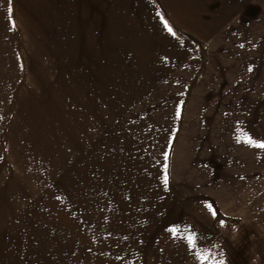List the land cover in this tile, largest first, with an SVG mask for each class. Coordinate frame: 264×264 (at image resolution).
Segmentation results:
<instances>
[{"label": "rangeland", "instance_id": "1", "mask_svg": "<svg viewBox=\"0 0 264 264\" xmlns=\"http://www.w3.org/2000/svg\"><path fill=\"white\" fill-rule=\"evenodd\" d=\"M259 45L264 0H0V264H179L196 84Z\"/></svg>", "mask_w": 264, "mask_h": 264}, {"label": "crops", "instance_id": "2", "mask_svg": "<svg viewBox=\"0 0 264 264\" xmlns=\"http://www.w3.org/2000/svg\"><path fill=\"white\" fill-rule=\"evenodd\" d=\"M246 55L238 51L231 59L243 57L241 71H206L205 83L196 84L198 103L184 131L186 192L178 205L184 214L173 210L172 201L163 209L173 217L176 212L167 233L169 242L183 241L186 251L177 252L179 264H202L196 253L208 254L203 264L221 258L230 264L231 253L236 264H264V150L244 142L264 141V45L253 46ZM244 103L249 110L240 107ZM155 160L153 167L159 170L176 166ZM189 235L196 237L194 250L182 239Z\"/></svg>", "mask_w": 264, "mask_h": 264}, {"label": "snow or ice", "instance_id": "3", "mask_svg": "<svg viewBox=\"0 0 264 264\" xmlns=\"http://www.w3.org/2000/svg\"><path fill=\"white\" fill-rule=\"evenodd\" d=\"M8 12L9 13L12 12L11 4H9ZM13 23H14V21H13ZM165 27L168 29V31L170 33H172V29L170 27H168L167 24H165ZM241 47H242V45H241ZM249 71H251V68H249ZM244 142L250 147H254V148H258V149L264 150V141H259L258 142V141L254 140L252 138H247ZM165 159H167V154H165ZM164 183H165V185H167V183H168V176L167 175L164 176ZM206 207L209 208L211 214L213 215V217H215L216 216V212L212 209L211 205H206ZM221 224H222V222H221ZM222 226H223V224H222ZM170 231L173 232L174 234L176 233L175 229H171ZM174 238H175V236H174ZM182 239H186L189 248L194 250L195 243H196L195 235H189L186 238H182ZM220 255H221V257H223V253H221ZM196 256L202 262V264H203V262H205L208 259V254L196 253ZM213 264H225V261H224V259L221 258L218 261L214 260Z\"/></svg>", "mask_w": 264, "mask_h": 264}]
</instances>
